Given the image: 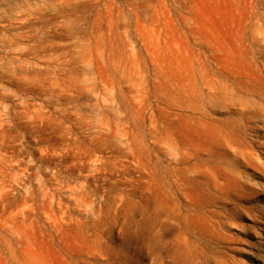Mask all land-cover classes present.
<instances>
[{
  "label": "rangeland",
  "instance_id": "1",
  "mask_svg": "<svg viewBox=\"0 0 264 264\" xmlns=\"http://www.w3.org/2000/svg\"><path fill=\"white\" fill-rule=\"evenodd\" d=\"M0 264H264V0H0Z\"/></svg>",
  "mask_w": 264,
  "mask_h": 264
}]
</instances>
